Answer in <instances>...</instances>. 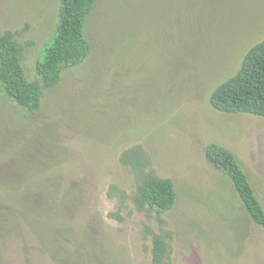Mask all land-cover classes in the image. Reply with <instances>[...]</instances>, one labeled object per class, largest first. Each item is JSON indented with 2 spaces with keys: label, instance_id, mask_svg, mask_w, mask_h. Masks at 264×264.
Returning a JSON list of instances; mask_svg holds the SVG:
<instances>
[{
  "label": "rangeland",
  "instance_id": "374dc122",
  "mask_svg": "<svg viewBox=\"0 0 264 264\" xmlns=\"http://www.w3.org/2000/svg\"><path fill=\"white\" fill-rule=\"evenodd\" d=\"M59 9L0 0V34L13 33L32 81ZM87 24L90 54L64 68L37 111L0 88V175L19 160L57 171L52 180L77 193L74 227L92 234L91 264H154L155 236L166 264H264L263 230L205 157L210 142L233 152L264 207V116L210 103L264 39V0H96ZM150 176L173 181L169 210L135 203Z\"/></svg>",
  "mask_w": 264,
  "mask_h": 264
},
{
  "label": "trees",
  "instance_id": "16d2710c",
  "mask_svg": "<svg viewBox=\"0 0 264 264\" xmlns=\"http://www.w3.org/2000/svg\"><path fill=\"white\" fill-rule=\"evenodd\" d=\"M96 0H60L55 32L38 57L35 70L41 82L28 79L22 65V48L11 31L0 34V88L6 98L26 112L42 107L44 90L59 83L64 68L83 62L90 54L88 20ZM170 10L174 6L170 3ZM174 14V12H173ZM211 105L224 112H246L264 116V39L244 54L235 74L217 85ZM125 153V152H124ZM125 157V155L123 156ZM207 161L224 173L246 215L264 232V207L233 152L210 142ZM18 167L0 175V264H91L96 250L88 228L73 225L77 193L56 182L57 171ZM134 201L158 212L169 210L176 201L169 178L147 177L138 186ZM167 245L152 240L154 264H166Z\"/></svg>",
  "mask_w": 264,
  "mask_h": 264
}]
</instances>
